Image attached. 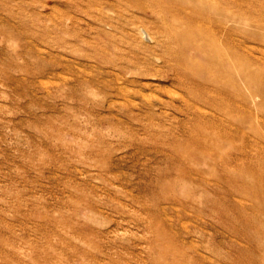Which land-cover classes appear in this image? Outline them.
I'll return each mask as SVG.
<instances>
[{
    "label": "rangeland",
    "instance_id": "1",
    "mask_svg": "<svg viewBox=\"0 0 264 264\" xmlns=\"http://www.w3.org/2000/svg\"><path fill=\"white\" fill-rule=\"evenodd\" d=\"M0 264H264V0H0Z\"/></svg>",
    "mask_w": 264,
    "mask_h": 264
},
{
    "label": "bare ground",
    "instance_id": "2",
    "mask_svg": "<svg viewBox=\"0 0 264 264\" xmlns=\"http://www.w3.org/2000/svg\"><path fill=\"white\" fill-rule=\"evenodd\" d=\"M262 188V187H261ZM255 252V251H254Z\"/></svg>",
    "mask_w": 264,
    "mask_h": 264
}]
</instances>
